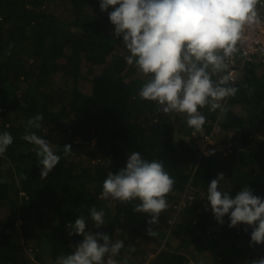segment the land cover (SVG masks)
<instances>
[{
    "label": "trees",
    "instance_id": "16d2710c",
    "mask_svg": "<svg viewBox=\"0 0 264 264\" xmlns=\"http://www.w3.org/2000/svg\"><path fill=\"white\" fill-rule=\"evenodd\" d=\"M58 3L70 17L55 14ZM123 48L99 0H0V130L14 137L0 156V264H55L82 239L68 235V222L93 205L107 224L96 229L89 220L88 227L123 240L116 259L127 264H145L147 254L155 255L148 264L264 258V244H250L251 226L229 227L227 216L218 223L201 197L218 173L232 197L246 185L264 197V65L235 83L226 112L203 109L207 119L196 133L224 146L203 154L182 114L138 97L144 77ZM36 114L43 120L33 130L61 156L43 178L34 146L22 139ZM131 151L163 161L175 178L157 224L134 212L133 202L100 198L108 171L124 166Z\"/></svg>",
    "mask_w": 264,
    "mask_h": 264
},
{
    "label": "clouds",
    "instance_id": "9594fccd",
    "mask_svg": "<svg viewBox=\"0 0 264 264\" xmlns=\"http://www.w3.org/2000/svg\"><path fill=\"white\" fill-rule=\"evenodd\" d=\"M99 7L108 12L114 39L122 37L126 63L144 77L138 97L155 103L157 111L182 114L194 133L206 122L203 109L227 111L226 99L239 90L230 72L232 57L246 30L264 25L260 15L264 0H99ZM42 120V114L30 117L22 136L34 146L41 178L61 161L57 149L33 130L41 128ZM13 142L10 132L0 130V156ZM62 150L67 156L71 144ZM224 179V174L218 173L201 197H206L218 223L223 224L227 216L229 227L251 226L250 244H264V197L255 195L248 185L232 197ZM0 183H4L2 177ZM174 183L163 161L131 151L124 166L115 173L108 171L100 198L133 202L134 212L145 213L151 217L149 224H157L169 207L167 195ZM105 216L103 208L93 205L86 214L69 221L68 235L82 239L72 245L71 253L58 255L55 264H127L116 259L125 247L123 240H113L112 235L88 227L91 220L96 229L102 228L107 224ZM252 264H264V258Z\"/></svg>",
    "mask_w": 264,
    "mask_h": 264
},
{
    "label": "built area",
    "instance_id": "2783aa9c",
    "mask_svg": "<svg viewBox=\"0 0 264 264\" xmlns=\"http://www.w3.org/2000/svg\"><path fill=\"white\" fill-rule=\"evenodd\" d=\"M260 15L264 17V8L260 9ZM257 65H264V25L260 28L247 29L244 39L238 44V51L233 55L230 64V72L234 84L249 70L254 69ZM199 138V143L211 142L212 139L204 133L194 134ZM203 154L210 153L209 146L205 147ZM221 150L224 146L217 145ZM206 150H209L208 152ZM24 195V194H23Z\"/></svg>",
    "mask_w": 264,
    "mask_h": 264
},
{
    "label": "rangeland",
    "instance_id": "374dc122",
    "mask_svg": "<svg viewBox=\"0 0 264 264\" xmlns=\"http://www.w3.org/2000/svg\"><path fill=\"white\" fill-rule=\"evenodd\" d=\"M55 14L58 17H60V18H68V17H70V12L68 11L67 7L64 4H59V3L57 4V8H55ZM138 75L142 76V74L139 73V72H138ZM197 142L200 145L201 151L202 150L204 151V149H206L205 148L206 146L207 147L209 146L210 151H211L212 147H216L218 145V142L215 139H212V141L208 142V144L204 143V142L199 143V140ZM206 151L208 152L209 150H206ZM4 215L6 216L5 211H1L0 217L3 218ZM174 245H176V242L174 243ZM154 257H155V255L147 254L146 257H145V259H146V263L145 264H148V262L150 260H152ZM190 264H199V263L193 259V261Z\"/></svg>",
    "mask_w": 264,
    "mask_h": 264
}]
</instances>
